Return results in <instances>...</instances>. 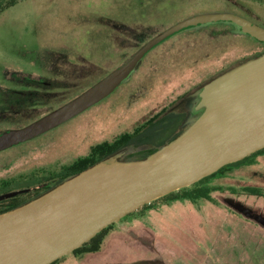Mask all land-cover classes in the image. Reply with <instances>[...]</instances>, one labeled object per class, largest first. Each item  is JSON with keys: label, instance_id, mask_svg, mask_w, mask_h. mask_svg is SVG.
I'll list each match as a JSON object with an SVG mask.
<instances>
[{"label": "rangeland", "instance_id": "374dc122", "mask_svg": "<svg viewBox=\"0 0 264 264\" xmlns=\"http://www.w3.org/2000/svg\"><path fill=\"white\" fill-rule=\"evenodd\" d=\"M230 5L258 23L264 20V5L254 0H19L0 12V132L85 90L185 18L244 15ZM233 27L230 21H214L169 35L109 96L44 134L0 151V180L54 172L162 108L185 105L189 97L182 102L179 96L232 63L205 56L213 42L225 44L218 35L222 28ZM225 40L220 57L238 48L235 39ZM208 183L220 188L209 201L158 199L141 218L123 217L100 254L107 260L115 256L116 264H264V154ZM21 185L34 191L45 184ZM246 185L261 188L263 196L245 194Z\"/></svg>", "mask_w": 264, "mask_h": 264}, {"label": "water", "instance_id": "95a60500", "mask_svg": "<svg viewBox=\"0 0 264 264\" xmlns=\"http://www.w3.org/2000/svg\"><path fill=\"white\" fill-rule=\"evenodd\" d=\"M214 21H230L264 41V27L233 12L185 18L147 40L72 99L25 125L0 132V151L44 134L109 96L169 35ZM194 108L200 111L193 121L146 157L98 161L0 212V264H50L143 204L264 148V52L204 82Z\"/></svg>", "mask_w": 264, "mask_h": 264}, {"label": "trees", "instance_id": "16d2710c", "mask_svg": "<svg viewBox=\"0 0 264 264\" xmlns=\"http://www.w3.org/2000/svg\"><path fill=\"white\" fill-rule=\"evenodd\" d=\"M18 1L19 0H0V12L14 6ZM254 1L264 5V0H254ZM228 8L239 9L240 12H242L244 15L242 14H238V15L247 18L253 22H259V20L254 19L252 16H250V14L245 13L240 8L234 7L232 5L228 6ZM234 28H236L239 32L237 25H235V27H233L232 29L222 28L221 33H219L218 35H221V38L222 40H224L225 44L223 45L221 43L213 42L211 44L213 48L210 47V49L211 51L212 49L215 50H213V52L210 51V54L208 53V55L206 54L205 59L217 58L218 56H219L218 58H220L221 53L219 52L225 51V49H223L222 46L224 47L226 46L227 42L225 38L227 37H229L231 40L232 39L236 40L232 42H234L235 46L238 47L237 49L246 48L249 40L235 36L234 35L235 32L233 31ZM225 60H230V59H225ZM230 61H232V63L228 67H225L224 69L218 71L217 73L212 74L207 79H205L204 82L216 76L217 74L225 71L226 69L232 67V65L236 62L233 60ZM201 85L199 86L197 91L200 89ZM89 86H91V84H89ZM81 91L71 96L69 99L63 101L61 104L72 99L73 97L78 95ZM197 91H195V95H194V97L196 98L195 100L198 99L196 95ZM192 92H190L189 95L186 94L185 96H179L180 97L179 99H181L180 101L182 102L185 101L187 99V96L190 99ZM61 104H57L52 109L58 107ZM186 104L181 107L179 106V108H177L176 110L174 108H168V107L162 108L158 113L153 114L148 119L135 126L130 132H123L122 134H120L111 141H103L91 145L86 155L74 159L71 163L62 165L58 170L54 172H50L41 177L34 176V178L31 179L16 180L15 178H10V179L4 178L0 180V212L16 207L22 203H25L41 195L42 193L51 189L52 187L59 184L63 180L67 179L68 177L78 173L79 171L89 167L90 165L98 161L110 160L115 157L125 160L141 159L146 157L147 155L155 151L163 144L174 139L193 121V119L196 116L190 120H186V118H184L185 116L184 110L187 108ZM37 118H34L31 121ZM129 149H131V151H129ZM260 154H264V148L249 154L248 156L244 157L239 161L232 162L222 166L214 173L196 181L195 183L189 186L179 188L163 196H160L148 203H145L136 210L128 213L124 217L141 218L142 216H144L146 210L153 208V202H155L158 199H164L165 201L168 202L188 200L192 203H195L199 199H204L209 201L211 200V192L220 189L208 183L212 178L225 177V175L229 174L231 171L242 167L245 163L250 162L253 157ZM21 184H31L34 186L37 184H45V185H43L41 188L37 187L36 189H34V191H31L29 190V188L27 189H24V187L21 188L22 187ZM230 189L233 192L234 188H230ZM241 191H244V193L248 195L263 196V192L261 188L257 186L246 185L241 188ZM121 221H123L122 218L118 222ZM114 226H115L114 223L108 225L106 228L98 232L88 242L84 243L82 246L75 249L73 252L65 256H62L61 258L53 261L50 264H60L65 258H67V256L70 255L99 253L102 247L105 245V240L109 236V233L112 231Z\"/></svg>", "mask_w": 264, "mask_h": 264}, {"label": "flooded vegetation", "instance_id": "af4514ba", "mask_svg": "<svg viewBox=\"0 0 264 264\" xmlns=\"http://www.w3.org/2000/svg\"><path fill=\"white\" fill-rule=\"evenodd\" d=\"M261 22L262 23H258V22H255V23L264 27V20ZM238 29H239V32L236 28L233 29V31L235 32L234 35L238 37H242L246 40H249L248 45L246 46V48L232 49L228 53H226L224 56L220 57V59H230V60L236 61L232 66L240 63L241 61H244V59L246 60V59L255 57L264 52V41H260L250 36L247 33H243L239 27ZM195 91H197V89L192 92L191 98L189 99V101L186 102L187 108L184 110V113H185L184 118H186V120L193 119L200 111V110H195L194 108L198 100V99L195 100L196 99L194 97ZM198 91L196 94L197 98H198Z\"/></svg>", "mask_w": 264, "mask_h": 264}, {"label": "crops", "instance_id": "0c3cea01", "mask_svg": "<svg viewBox=\"0 0 264 264\" xmlns=\"http://www.w3.org/2000/svg\"><path fill=\"white\" fill-rule=\"evenodd\" d=\"M140 234V233H137ZM110 237V235L107 237V239ZM105 240V245H106V241ZM109 241V239H108ZM104 245V246H105ZM129 245V244H128ZM131 247L128 246L127 249L129 250ZM99 253H89V254H80V255H70L67 256V258H65L60 264H116L117 260L111 261V259H113V257L109 258L108 260L106 259V256L103 257V255ZM129 253H127L126 255H128ZM118 262H122L121 260H118Z\"/></svg>", "mask_w": 264, "mask_h": 264}]
</instances>
